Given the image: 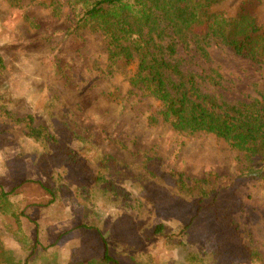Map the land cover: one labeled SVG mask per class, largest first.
Returning a JSON list of instances; mask_svg holds the SVG:
<instances>
[{"label":"rangeland","instance_id":"374dc122","mask_svg":"<svg viewBox=\"0 0 264 264\" xmlns=\"http://www.w3.org/2000/svg\"><path fill=\"white\" fill-rule=\"evenodd\" d=\"M57 1L58 15L47 7L52 0H22V10L0 0V189L16 190L13 206H0L3 248L30 264H70L90 251L99 262L103 240L120 264H264V182L243 175L245 153L213 134L174 130L162 104L132 86L138 62L112 67L99 32H73L82 9ZM240 13L264 30V0H219L213 18ZM176 49L180 69L203 92L263 101L264 61L218 42L209 59L192 42ZM30 118L51 137H30ZM231 223L254 256L235 246ZM35 224L41 245L54 246L31 257ZM160 224L166 229L156 236ZM83 225L95 228L97 249L85 245Z\"/></svg>","mask_w":264,"mask_h":264},{"label":"trees","instance_id":"16d2710c","mask_svg":"<svg viewBox=\"0 0 264 264\" xmlns=\"http://www.w3.org/2000/svg\"><path fill=\"white\" fill-rule=\"evenodd\" d=\"M73 1L83 11L73 26V32L79 33L86 29L99 32L106 41L112 67L127 68L137 61V72L131 78L132 86L153 96L162 104L163 119L174 130L190 134L209 133L226 141L232 148L245 153L246 168L243 175L250 180L264 182V98L263 101L249 103H228L203 92L198 77L185 74L175 61L176 45L182 42H192L196 51L206 59L210 58L208 49L211 44L218 42L237 56L256 62L264 61V30L255 16L240 13L236 17L221 16L214 19V6L219 0ZM6 2L13 9H23L22 0ZM47 7L57 15L60 13L61 4L57 0H52ZM166 38L170 41H165ZM1 68H4V61L0 55ZM29 123L30 137L37 140L51 137L45 129L32 127L31 118ZM73 137L68 136V139ZM65 153L69 157L73 154L70 148ZM20 186L21 184L17 185ZM47 191L55 196L52 188L47 187ZM13 192L16 190L9 193L0 189L1 207L13 206L9 200ZM203 196L195 201L198 213L202 211L206 200ZM216 201V197L211 198V205ZM15 217L19 221V216L15 214ZM35 225L37 239L28 247L31 257L39 255L38 248L46 251L54 246L41 245L38 238L39 226ZM123 227L127 229L125 225ZM230 227L235 229V246H240L248 256H254L246 245L239 244L238 241H242L238 227L232 223ZM82 229L87 233L84 240L88 241L85 245H88L89 251L97 249L89 241L95 228L83 225ZM165 229L160 224L153 233L156 236L163 235ZM99 237L103 239L101 235ZM25 243L27 244V239ZM85 245L83 252L86 250ZM103 245L99 262L92 257L90 251L82 256L81 261L70 264H120L105 240ZM237 252L239 253L235 256L240 257L242 251ZM44 262L56 264L46 257L43 258ZM0 264H30V258L18 260L0 244Z\"/></svg>","mask_w":264,"mask_h":264}]
</instances>
